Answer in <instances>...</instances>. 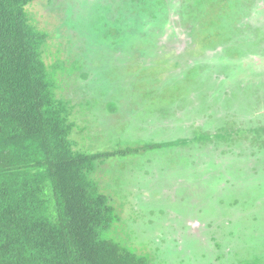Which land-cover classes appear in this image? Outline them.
<instances>
[{"label": "rangeland", "instance_id": "374dc122", "mask_svg": "<svg viewBox=\"0 0 264 264\" xmlns=\"http://www.w3.org/2000/svg\"><path fill=\"white\" fill-rule=\"evenodd\" d=\"M143 3L137 17H124L130 0L27 9L47 65L71 69L55 93L78 124L73 151L160 148L95 164L117 218L102 238L150 264H264V0ZM76 60L99 66L90 87L72 77ZM90 90L115 115L89 109Z\"/></svg>", "mask_w": 264, "mask_h": 264}, {"label": "trees", "instance_id": "16d2710c", "mask_svg": "<svg viewBox=\"0 0 264 264\" xmlns=\"http://www.w3.org/2000/svg\"><path fill=\"white\" fill-rule=\"evenodd\" d=\"M34 1L0 0V264H150L102 238L116 222V210L94 177L98 161L159 147L95 155L73 151L69 138L78 124L71 121L67 101L55 93L67 83L57 85L56 73L71 69L45 62L48 35L32 25L27 11ZM213 1L226 2L207 0ZM131 3L144 4L130 0L124 17H137ZM194 4L199 9L200 2ZM69 64L72 77L81 73L77 81L90 87L99 66ZM89 94V109L104 105L115 115L108 93ZM253 134L264 138V128Z\"/></svg>", "mask_w": 264, "mask_h": 264}, {"label": "crops", "instance_id": "0c3cea01", "mask_svg": "<svg viewBox=\"0 0 264 264\" xmlns=\"http://www.w3.org/2000/svg\"><path fill=\"white\" fill-rule=\"evenodd\" d=\"M92 155H95V154H92Z\"/></svg>", "mask_w": 264, "mask_h": 264}]
</instances>
